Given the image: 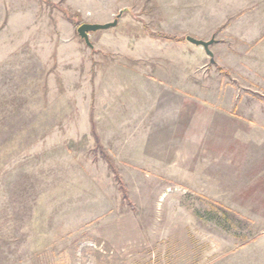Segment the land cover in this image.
<instances>
[{"label":"rangeland","instance_id":"rangeland-1","mask_svg":"<svg viewBox=\"0 0 264 264\" xmlns=\"http://www.w3.org/2000/svg\"><path fill=\"white\" fill-rule=\"evenodd\" d=\"M0 264H264V0H0Z\"/></svg>","mask_w":264,"mask_h":264},{"label":"water","instance_id":"water-1","mask_svg":"<svg viewBox=\"0 0 264 264\" xmlns=\"http://www.w3.org/2000/svg\"><path fill=\"white\" fill-rule=\"evenodd\" d=\"M117 17H120V14H118ZM117 21L118 20L116 18L113 20V22L106 23V24H86V23H83L77 27L76 32H77V35L79 36V38L84 41L85 45L89 48H92V45L89 41V34L94 33L96 31L106 30V29L115 27L117 25ZM185 40L194 46L202 47L203 50L205 51V53L208 55V57L210 59L209 60L210 63L214 64L213 54L210 51V46H212L216 42V40L214 38H211L208 41H203V40L192 38L190 36H186Z\"/></svg>","mask_w":264,"mask_h":264},{"label":"trees","instance_id":"trees-1","mask_svg":"<svg viewBox=\"0 0 264 264\" xmlns=\"http://www.w3.org/2000/svg\"><path fill=\"white\" fill-rule=\"evenodd\" d=\"M168 39H170V38H168ZM95 140L97 141V137L96 136H95ZM96 148H97V151L102 155L104 161L106 162L107 167H108L110 173L113 176V181L117 184L119 190L121 191V200L123 201V203H126L128 206H130V202L128 200L127 188H126L125 184L123 183V181L121 179L119 169L116 167V165L113 162L112 158H110L106 154L105 150L103 149V147H101V145L98 142H97V147Z\"/></svg>","mask_w":264,"mask_h":264}]
</instances>
